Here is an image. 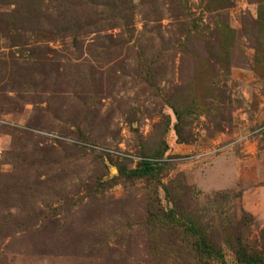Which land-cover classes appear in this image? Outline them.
Segmentation results:
<instances>
[{
    "label": "rangeland",
    "instance_id": "1",
    "mask_svg": "<svg viewBox=\"0 0 264 264\" xmlns=\"http://www.w3.org/2000/svg\"><path fill=\"white\" fill-rule=\"evenodd\" d=\"M22 1L0 0V264H196L188 226L225 264L227 236L259 250L264 0H71L117 22L78 48L61 0Z\"/></svg>",
    "mask_w": 264,
    "mask_h": 264
},
{
    "label": "trees",
    "instance_id": "2",
    "mask_svg": "<svg viewBox=\"0 0 264 264\" xmlns=\"http://www.w3.org/2000/svg\"><path fill=\"white\" fill-rule=\"evenodd\" d=\"M27 1V0H26ZM22 1V5L25 6V2ZM29 1V0H28ZM90 3H99L102 4L104 9H107V7H111L113 10L118 8H125L126 6H123V2L126 3V0H89ZM228 1V0H224ZM259 1V0H258ZM128 2V0H127ZM17 5V4H16ZM226 5V2H225ZM60 9L57 11V20H61L60 23V37H68L71 39V41L76 44V48H78L77 43L78 41L86 36L88 33H95L97 31H102L104 28H111L116 25V20H114L113 16L109 17L107 14L103 13L102 11L98 12L93 7H88L85 3H79V2H72L71 0H61L60 2ZM128 14L124 17V21L122 25L126 27L128 25ZM156 17V16H154ZM149 21H154L153 18L148 19ZM218 28L216 29V34L218 32ZM156 31V36L159 38L161 35L160 33ZM154 40L155 36L146 37V40ZM94 42V41H93ZM162 42L163 39H162ZM168 43V42H165ZM221 47L222 45L218 43ZM90 46H93L92 52L93 57L97 58L100 57L101 52H99V46L100 44H97L96 42L92 43ZM163 46V43H162ZM178 50L174 48V46L170 45H164L163 48L153 54V56L156 58L154 61L158 62L163 56L167 57H173ZM107 53V51L105 52ZM218 58V57H217ZM215 64H219L223 66V69H226V64H224L223 60L221 58H218L216 60ZM164 65H157L154 64L151 71L159 77L165 75L164 73ZM163 90V89H162ZM167 105V104H166ZM170 107H172L176 120L179 123L181 117L179 111L173 106L174 104H168ZM174 107V108H173ZM176 132L179 135V127L176 123L175 125ZM152 161H143L139 167L135 170H132L131 173H133L135 176H147L151 173L152 168ZM190 225H193V223H190ZM188 230L192 231L193 237L196 239L195 242L193 241L192 244L194 246V250L197 254V262L196 264H225L224 255L223 253L213 244V242H209L208 235L202 231L198 230L197 234H194V226H188ZM260 247L259 250H247L246 246L242 245L241 242H238L237 245L231 246L230 239L228 236L224 239V243L227 244L228 247H230L233 250L234 256H235V262L236 264H264V229L261 230L260 236ZM191 244V245H192ZM193 262V261H192Z\"/></svg>",
    "mask_w": 264,
    "mask_h": 264
},
{
    "label": "built area",
    "instance_id": "3",
    "mask_svg": "<svg viewBox=\"0 0 264 264\" xmlns=\"http://www.w3.org/2000/svg\"><path fill=\"white\" fill-rule=\"evenodd\" d=\"M140 161H141V163H142L143 161H152V162H153V160L148 159V158H144V159L141 158Z\"/></svg>",
    "mask_w": 264,
    "mask_h": 264
}]
</instances>
